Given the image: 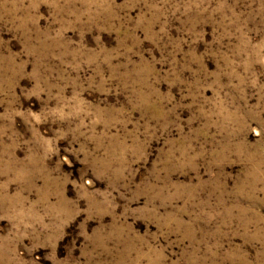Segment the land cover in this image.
<instances>
[{
	"label": "rangeland",
	"instance_id": "obj_1",
	"mask_svg": "<svg viewBox=\"0 0 264 264\" xmlns=\"http://www.w3.org/2000/svg\"><path fill=\"white\" fill-rule=\"evenodd\" d=\"M0 264H264V0H0Z\"/></svg>",
	"mask_w": 264,
	"mask_h": 264
}]
</instances>
